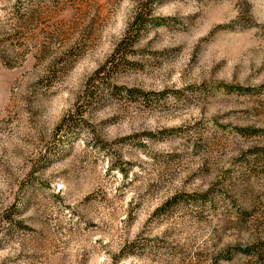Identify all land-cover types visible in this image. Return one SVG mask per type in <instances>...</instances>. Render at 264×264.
Masks as SVG:
<instances>
[{
  "label": "rangeland",
  "instance_id": "374dc122",
  "mask_svg": "<svg viewBox=\"0 0 264 264\" xmlns=\"http://www.w3.org/2000/svg\"><path fill=\"white\" fill-rule=\"evenodd\" d=\"M0 264H264V0H0Z\"/></svg>",
  "mask_w": 264,
  "mask_h": 264
},
{
  "label": "trees",
  "instance_id": "16d2710c",
  "mask_svg": "<svg viewBox=\"0 0 264 264\" xmlns=\"http://www.w3.org/2000/svg\"><path fill=\"white\" fill-rule=\"evenodd\" d=\"M101 73H102V69H99V70H97L96 72H95V78L96 77H100V75H101ZM98 80V79H97ZM90 95H91V92H90Z\"/></svg>",
  "mask_w": 264,
  "mask_h": 264
}]
</instances>
